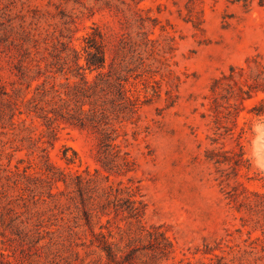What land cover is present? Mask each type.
<instances>
[{
  "label": "rangeland",
  "instance_id": "1",
  "mask_svg": "<svg viewBox=\"0 0 264 264\" xmlns=\"http://www.w3.org/2000/svg\"><path fill=\"white\" fill-rule=\"evenodd\" d=\"M199 18L201 28H194ZM94 25L108 36L109 57L121 39L141 43L137 51L143 62L129 65L127 88L150 98L136 121L116 124L117 141L135 160V170L108 179L95 161L94 134L60 123L53 145L43 142L45 126L25 111L43 78L17 91L20 85L4 56L26 47L39 58L66 27L78 48ZM141 31L152 43L143 44ZM0 49V90L7 93L0 98V251L9 264L102 263L98 250L88 245L91 235L76 203L74 175H85V169L90 174L99 169L90 184L89 205L103 201L99 195L110 183L139 186L147 204L142 223L161 224L175 245L174 258L164 264L200 258L194 252L203 248V240L246 251L253 241L250 258L262 257L264 263V119L248 111L254 99L247 100L232 134L220 135L223 130L215 129L203 97L211 79L229 65L256 55L264 62V0H0ZM155 88L159 96L153 95ZM237 144L248 164L233 177L227 164L209 158V151L238 150ZM63 145L76 150L80 160L66 164L60 158ZM43 147L50 161L69 174L66 184L46 178ZM237 182L233 201L228 196ZM92 218L95 231L102 224L115 238L117 226L126 228L122 215L112 211Z\"/></svg>",
  "mask_w": 264,
  "mask_h": 264
},
{
  "label": "trees",
  "instance_id": "2",
  "mask_svg": "<svg viewBox=\"0 0 264 264\" xmlns=\"http://www.w3.org/2000/svg\"><path fill=\"white\" fill-rule=\"evenodd\" d=\"M232 1L248 3V0ZM201 22L199 18L193 22V27L201 28ZM142 28L143 23L139 29ZM139 35L145 46L152 43L144 31ZM82 42L81 46L75 47L72 43V30L66 27L65 33L46 46V54L41 57L32 56L29 48L23 47L20 48L21 53L4 52L5 61L16 77L14 83L20 85L17 91L24 84L29 88L33 79L43 78L34 88L36 93L28 98L25 108L27 113H33L45 126L46 139L43 142L53 145L58 137L60 123L86 130L95 136V161L107 172L105 178L113 174L127 175L135 170L136 163L129 151L117 141L120 132L116 124L136 121L139 108L150 100L146 96L140 98L127 88L132 71L129 65L136 61L141 65L143 62L141 52L137 51L141 43L121 39L109 57L108 36L97 25L90 27ZM3 51L0 49V58ZM56 77H62L64 82L56 83ZM153 81L156 83V80ZM2 86L0 84V88ZM3 94L7 95L0 90V98ZM153 95L159 96V89L155 88ZM203 97L207 100V110L215 129L223 130V133L218 132L220 135L232 134L236 118L245 108L244 102L247 100L254 99L248 111L264 119V62L256 55L247 58L242 65H229L226 71L211 79L208 94ZM20 113L22 111L19 110ZM216 139L214 137L212 141ZM237 146L238 150L209 151V158H214L217 164H227L233 177L241 166L248 164L241 145ZM62 147L60 158L66 164L80 160L76 150L65 145ZM69 149L71 155L67 153ZM41 152L42 168L48 181H62L66 184L69 174L50 161L46 147L41 148ZM84 172L85 175H74L78 197L76 203L81 207L83 225L91 235L88 245L98 250L103 260L101 264H164L174 258L175 245L166 232L161 230L162 225L145 226L142 223L147 204L138 185H126L121 180L115 182V186L110 183L99 195L103 201L89 205L90 184L96 181L99 169H95L92 174L87 169ZM128 180L131 181V178ZM238 185L237 182L233 186L234 191L228 196L230 200L237 201ZM111 211L126 220V228L117 226L118 238L109 229L103 231L102 224L98 231L93 229L92 216L99 219ZM109 222L107 218L106 223ZM252 243L249 242L248 251L230 245H226L227 249L224 250L219 245L220 241L211 246L203 240V248H196L194 252H199L200 258L193 260L182 257L172 264H264L259 262L262 257L250 258L255 253ZM217 249L219 253L215 251ZM261 250L264 251V248ZM0 264H9L1 251Z\"/></svg>",
  "mask_w": 264,
  "mask_h": 264
}]
</instances>
